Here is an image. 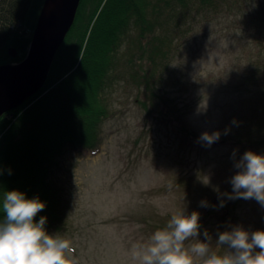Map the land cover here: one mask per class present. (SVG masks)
<instances>
[{"label": "rangeland", "instance_id": "1", "mask_svg": "<svg viewBox=\"0 0 264 264\" xmlns=\"http://www.w3.org/2000/svg\"><path fill=\"white\" fill-rule=\"evenodd\" d=\"M211 1L169 22L164 66L141 64L153 76L150 94L121 62L98 145L67 148L54 168L65 224L48 232L72 241L77 264H132L134 242L182 208L201 216L208 196L219 206L232 192L235 161L248 150L264 154V0ZM44 3L31 0L23 35L9 47L16 55L28 53ZM215 131L221 136L210 147L198 139ZM218 222L208 218L197 239ZM234 226L264 230V206L240 199L227 230Z\"/></svg>", "mask_w": 264, "mask_h": 264}, {"label": "trees", "instance_id": "2", "mask_svg": "<svg viewBox=\"0 0 264 264\" xmlns=\"http://www.w3.org/2000/svg\"><path fill=\"white\" fill-rule=\"evenodd\" d=\"M211 2L81 0L44 83L0 116V200L14 189L27 198L39 197L46 207L35 220L46 216L47 231L60 230L65 224V201L52 180L53 170L67 148L98 145L102 123L109 116L106 92L118 78L121 62L150 94L153 76L144 73L141 64L149 60L159 68L164 66L172 49L169 22ZM30 5L31 0H0V67L20 63L25 57H10L8 50L12 40L23 35ZM263 123L259 122L258 133L264 132ZM221 199L224 207L208 203L200 216L201 228L208 218L219 219L217 232L211 229L214 242L219 232L228 229L240 201L222 195L219 204Z\"/></svg>", "mask_w": 264, "mask_h": 264}, {"label": "clouds", "instance_id": "3", "mask_svg": "<svg viewBox=\"0 0 264 264\" xmlns=\"http://www.w3.org/2000/svg\"><path fill=\"white\" fill-rule=\"evenodd\" d=\"M220 136L219 131L204 132L198 139L210 147ZM235 154L234 150L233 157ZM234 167L238 171L230 178L232 192L225 193L226 198L254 199L264 206V154L245 151ZM207 206V201H201V207ZM224 206L221 199L219 207ZM45 207L39 197L27 198L20 190L4 193L0 200V264H77L72 241L59 232L49 233L46 216L35 220ZM200 229L199 212L186 214L182 208L163 227L131 245L132 264H264V230L234 226L219 232L213 242L207 230L203 241L197 239Z\"/></svg>", "mask_w": 264, "mask_h": 264}, {"label": "water", "instance_id": "4", "mask_svg": "<svg viewBox=\"0 0 264 264\" xmlns=\"http://www.w3.org/2000/svg\"><path fill=\"white\" fill-rule=\"evenodd\" d=\"M80 1L57 0L53 18L42 31L38 22L25 58L19 64L0 69V116L31 96L44 83L57 50L73 25ZM42 12L43 9L40 16ZM8 54L14 57L16 51L9 48Z\"/></svg>", "mask_w": 264, "mask_h": 264}, {"label": "bare ground", "instance_id": "5", "mask_svg": "<svg viewBox=\"0 0 264 264\" xmlns=\"http://www.w3.org/2000/svg\"><path fill=\"white\" fill-rule=\"evenodd\" d=\"M56 1L57 0H45L43 12L39 19L40 31H42L52 20Z\"/></svg>", "mask_w": 264, "mask_h": 264}]
</instances>
